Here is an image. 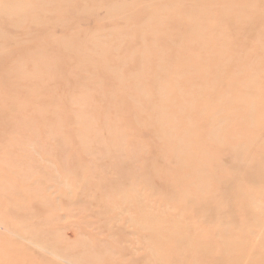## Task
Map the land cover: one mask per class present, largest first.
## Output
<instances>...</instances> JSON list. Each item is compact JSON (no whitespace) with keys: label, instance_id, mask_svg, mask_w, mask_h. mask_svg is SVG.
I'll list each match as a JSON object with an SVG mask.
<instances>
[{"label":"rangeland","instance_id":"1","mask_svg":"<svg viewBox=\"0 0 264 264\" xmlns=\"http://www.w3.org/2000/svg\"><path fill=\"white\" fill-rule=\"evenodd\" d=\"M0 264H264V0H0Z\"/></svg>","mask_w":264,"mask_h":264},{"label":"bare ground","instance_id":"2","mask_svg":"<svg viewBox=\"0 0 264 264\" xmlns=\"http://www.w3.org/2000/svg\"><path fill=\"white\" fill-rule=\"evenodd\" d=\"M192 14V13H191ZM198 35V34H197Z\"/></svg>","mask_w":264,"mask_h":264}]
</instances>
